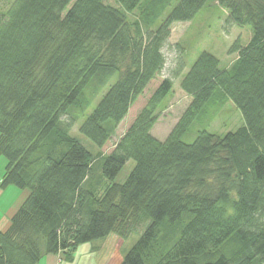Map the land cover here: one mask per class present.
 I'll return each mask as SVG.
<instances>
[{"label": "trees", "instance_id": "16d2710c", "mask_svg": "<svg viewBox=\"0 0 264 264\" xmlns=\"http://www.w3.org/2000/svg\"><path fill=\"white\" fill-rule=\"evenodd\" d=\"M70 1L0 9V188L28 192L0 229V264L72 260L84 242L127 238L143 214L150 221L119 264H264V0H215L227 21L250 27L248 42L231 45L225 68L210 52L197 56L179 81L190 101L159 140L150 130L178 61L109 153L101 147L164 66L171 25L206 0H178L158 24L169 0ZM227 100L243 123L207 130L209 106ZM94 101L78 125L92 151L70 126ZM128 159L133 168L115 182Z\"/></svg>", "mask_w": 264, "mask_h": 264}, {"label": "rangeland", "instance_id": "374dc122", "mask_svg": "<svg viewBox=\"0 0 264 264\" xmlns=\"http://www.w3.org/2000/svg\"><path fill=\"white\" fill-rule=\"evenodd\" d=\"M9 0H0V9H3ZM74 0L69 2V5ZM113 6H119L116 0H102ZM178 2V0H169V3L158 18V24L163 17H165L170 9ZM135 13L129 14V19H133ZM251 37V29L249 26H238L227 21V13L215 0H206L203 6L195 14L193 18L186 21L174 22L171 25L170 35L163 45L161 51L165 56V63L158 74H156L146 85L143 92L135 99L130 105L128 112L124 118L119 122L113 134L109 137L106 143L101 147V151L109 153L115 142L125 132L129 125L134 120L140 109L146 104L148 97L158 86L164 77L172 76V69L178 61L184 63L182 72L176 76L171 77L173 80L172 90L163 99L161 109L158 112L157 119L153 124L150 132L157 139L163 140L169 131L172 129L181 113L184 111L190 101V96L183 92L179 86V81L183 74L188 70L192 62L202 51H207L215 55L219 59L220 68H225L236 56V53L229 52L231 45L238 41L239 44L244 45ZM113 76L108 84L115 80ZM105 91V89H104ZM103 91L96 96L97 101ZM95 106V101L83 110L82 115L77 117L70 126V132L75 135L78 140L86 146L89 150L95 151L97 146L93 144L86 136L78 130V125L83 119L91 112ZM76 113V111H74ZM209 112L212 118L206 123V129L217 134L223 135L229 130H234L236 127L243 123V119L239 109L227 100L222 106L211 104ZM78 113V112H77ZM63 119H69V116H64ZM198 127L194 124L182 137L186 142L192 141L195 136V131ZM6 164V158L0 157V181ZM135 162L133 159H128L122 168L119 170L114 178L115 182H123L128 173L133 168ZM12 186V185H11ZM0 197V228L4 226V217L2 216L8 207L15 200V193L12 189H18L16 186L10 188ZM11 214L7 218L10 217ZM150 218L148 215L143 214L142 218L133 231L127 238H119V243L114 247L111 245L114 241L115 234H109L104 238L94 239L89 242L80 244L75 250V263L84 264H119L123 259L127 250L134 244L139 237L142 230L149 223ZM117 237V236H116ZM105 239V240H103ZM97 245L98 247L92 249L91 246ZM119 260V261H118ZM70 263V262H67Z\"/></svg>", "mask_w": 264, "mask_h": 264}, {"label": "crops", "instance_id": "0c3cea01", "mask_svg": "<svg viewBox=\"0 0 264 264\" xmlns=\"http://www.w3.org/2000/svg\"><path fill=\"white\" fill-rule=\"evenodd\" d=\"M13 187L11 185L1 189L0 188V197L3 196L5 194V192H8L9 190H11L10 188ZM13 192L15 193V200L13 201V203H11V205L8 207V209L6 210V212L3 213V217L5 218L4 219V226H2L3 228H5L8 224V216L9 214H12L16 208L20 205V203L23 201V199L26 197L27 195V190H24V189H12ZM3 228H0V229H3ZM108 236V235H107ZM117 236V235H116ZM114 237V241L112 242L111 245H114V247L119 243V238L118 236L117 237ZM105 240V239H103ZM98 246L95 245V246H91L92 249H96ZM75 253V252H74ZM119 261V260H118ZM67 262H70V263H67ZM37 264H81L80 261L79 263H75V255L73 257L72 260H66L64 258L61 257V255L59 253H48V254H44L40 260L38 261ZM84 264H87V262H84Z\"/></svg>", "mask_w": 264, "mask_h": 264}]
</instances>
